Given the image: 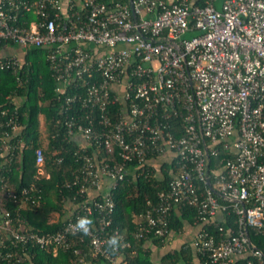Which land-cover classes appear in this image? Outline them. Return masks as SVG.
<instances>
[{
  "label": "built area",
  "instance_id": "2783aa9c",
  "mask_svg": "<svg viewBox=\"0 0 264 264\" xmlns=\"http://www.w3.org/2000/svg\"><path fill=\"white\" fill-rule=\"evenodd\" d=\"M219 1L0 0V47L48 50L54 127L62 130L53 137L77 141L82 161L63 184L72 192L63 226L35 230L22 211L44 201L43 187L18 189L4 174L26 147L24 98L11 95L0 106V260L20 264L34 247L79 255L78 245L88 244L102 264H130L150 251L148 242L166 245L173 212L190 206L198 264H264L249 234H264V0ZM20 12L35 18L20 24ZM23 64L18 55L0 56L1 69L19 74ZM221 149L231 157L211 174ZM63 150L54 152L56 163ZM35 154L36 180L50 179L44 148ZM167 156L176 162L172 180L147 199L129 239L114 225L113 190L138 171L156 176L153 161ZM221 212L237 215L236 230L222 224ZM81 217L92 220L89 235L70 227ZM113 236L115 250L107 245Z\"/></svg>",
  "mask_w": 264,
  "mask_h": 264
},
{
  "label": "trees",
  "instance_id": "16d2710c",
  "mask_svg": "<svg viewBox=\"0 0 264 264\" xmlns=\"http://www.w3.org/2000/svg\"><path fill=\"white\" fill-rule=\"evenodd\" d=\"M126 1V0H121ZM20 24L35 18L34 14H26L21 17ZM3 46V45H2ZM48 50L44 48L30 47L24 56V64L19 74L11 70L0 68V106L8 104V97H22L21 120L25 125L21 137L26 143L22 155H18L14 162L13 172L4 173L6 179L18 189L32 182H37L44 190V201L38 206H28L23 209L22 214L35 230L46 233L59 230L64 224L66 201L64 197L72 196V192L63 184L67 179L72 178V172L81 167L82 161L77 160L74 151L77 141L67 142L63 135L53 137L56 132H61L54 127L53 118L58 116V103L53 99L56 95V80L53 77L47 58ZM22 77V83L18 77ZM43 115L47 126V136H43L40 129ZM177 120V119H176ZM175 121V120H174ZM177 127L181 128L179 124ZM38 147L44 148L45 168L51 173L50 179L36 180V154ZM66 148V149H65ZM57 149L63 150L60 154L64 157L62 163H56ZM93 150V149H91ZM232 151L220 150L218 156H211L210 170H219L224 166L226 160L231 157ZM102 158V157H101ZM176 162H165L161 172L151 176L148 172L138 171L129 175L126 180L119 182L113 190V197L116 201L114 214V225L126 231L129 239L133 240L132 232L136 228V218L147 208V199L156 200L159 190L166 189L173 177ZM177 169V168H176ZM0 181V189H1ZM1 195V194H0ZM59 213L61 218L58 223H50L53 213ZM197 219V210L190 206H179L172 214V228H183L187 222L194 223ZM222 224L232 230L237 229V215L226 212L221 220ZM215 231V228H210ZM252 241L264 253V234H257L253 229L249 230ZM157 243V241L155 240ZM158 244V243H157ZM140 246V243L139 245ZM181 250L168 252L162 260L163 264H196L193 258V251L190 245ZM80 254L76 255L72 250L61 251L58 255L40 247L32 248L30 258L20 264H77L74 260L83 256L87 261L102 264L101 260L92 259L90 246L79 244ZM152 252L140 251L138 257L131 259L130 264H153ZM0 264H10L0 260Z\"/></svg>",
  "mask_w": 264,
  "mask_h": 264
},
{
  "label": "crops",
  "instance_id": "0c3cea01",
  "mask_svg": "<svg viewBox=\"0 0 264 264\" xmlns=\"http://www.w3.org/2000/svg\"><path fill=\"white\" fill-rule=\"evenodd\" d=\"M27 50L28 49H24L21 45H18V44H6L0 47V56L13 54V55L20 56V58L24 60V56ZM42 120L45 123V118L43 117L41 118V123H42ZM168 159L169 158L167 156V157H161L153 161V165L155 166V168H157L158 166L160 167V169L158 168L157 170L158 173H162L160 171L161 167L165 162L169 161ZM57 215H58V219L53 220L54 216H57ZM222 217H223V213L221 212L219 213L218 218L222 219ZM60 218H61L60 214L55 212L50 217V223H55L56 221L60 220ZM176 230H181V233ZM198 230H199V225L196 222L194 223L187 222L183 228L175 229L172 237L170 238L169 242L166 245L157 244L153 240L148 242L147 246H149L150 251L152 252L151 257L154 261L153 264H163L162 263L163 257L168 252L173 251V250H181L182 248H186L185 246L187 245L191 246V249L193 251L194 262L198 264L199 258L194 250V247H192L191 245L194 237H196L197 235ZM86 264H94V263L87 262Z\"/></svg>",
  "mask_w": 264,
  "mask_h": 264
},
{
  "label": "clouds",
  "instance_id": "9594fccd",
  "mask_svg": "<svg viewBox=\"0 0 264 264\" xmlns=\"http://www.w3.org/2000/svg\"><path fill=\"white\" fill-rule=\"evenodd\" d=\"M92 225V220L87 217H81L78 218L77 223L72 227L74 230L82 232L84 235L90 234V226ZM107 245L109 248H112L113 250L120 247V241L116 236H113L108 239Z\"/></svg>",
  "mask_w": 264,
  "mask_h": 264
},
{
  "label": "rangeland",
  "instance_id": "374dc122",
  "mask_svg": "<svg viewBox=\"0 0 264 264\" xmlns=\"http://www.w3.org/2000/svg\"><path fill=\"white\" fill-rule=\"evenodd\" d=\"M221 1H222V0H220V1L218 2V4H220ZM43 127H45V126H43ZM42 134H43V136H47V132H46V129H45V128L42 129ZM158 168L160 169L159 166H158L156 169L158 170ZM57 219H58V215H57V216H54L53 220H57Z\"/></svg>",
  "mask_w": 264,
  "mask_h": 264
},
{
  "label": "water",
  "instance_id": "95a60500",
  "mask_svg": "<svg viewBox=\"0 0 264 264\" xmlns=\"http://www.w3.org/2000/svg\"><path fill=\"white\" fill-rule=\"evenodd\" d=\"M131 4H132V1H131ZM208 182H209V185L212 186V182H211L210 177L208 178ZM243 204H244V203H243Z\"/></svg>",
  "mask_w": 264,
  "mask_h": 264
}]
</instances>
